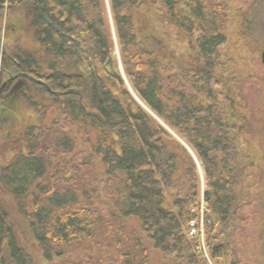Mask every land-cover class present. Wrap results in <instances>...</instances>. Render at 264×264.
I'll use <instances>...</instances> for the list:
<instances>
[{"label": "trees", "instance_id": "1", "mask_svg": "<svg viewBox=\"0 0 264 264\" xmlns=\"http://www.w3.org/2000/svg\"><path fill=\"white\" fill-rule=\"evenodd\" d=\"M155 1L110 0L116 44L135 95L197 156L203 190L194 157L122 81L103 0H0L36 49L18 41L0 70L29 77L20 97L40 116L0 111V264H150L151 249L163 264H241L248 165L214 80L229 4Z\"/></svg>", "mask_w": 264, "mask_h": 264}, {"label": "rangeland", "instance_id": "2", "mask_svg": "<svg viewBox=\"0 0 264 264\" xmlns=\"http://www.w3.org/2000/svg\"><path fill=\"white\" fill-rule=\"evenodd\" d=\"M218 1L220 4L227 1L229 12L227 15L219 16L222 20L220 26L227 40L218 47L217 62L219 67L216 69L214 80L217 81V89L222 96L221 102L233 119L235 133L243 144L244 157L247 160L246 165H248L244 167V162L237 164L239 174L244 173L243 175H245L244 179L249 187L247 196L250 197V200L248 199L246 202L247 209L240 212L248 219L242 223L241 233L233 238L234 247L239 250L238 256L241 264H264V65L261 58L264 51V0ZM103 2H105L115 44L114 65L119 69L120 75L123 70V74L127 78L118 44H116V33L114 32V23H112V12H110L111 2L110 0H103ZM155 3L157 2L152 0V4ZM138 22H143V20H138ZM0 26H4L1 38L3 46L0 49L4 67L10 64L12 52L18 51V41L22 43L23 49L35 53L36 49L33 46L32 38H30L32 37L31 33L26 32L27 25L23 14L7 10L0 19ZM27 37L28 39H26ZM195 41L196 37L190 38L183 50L185 56L191 54L192 63L195 55L193 54V52L195 53ZM27 78L29 77L12 76L4 71L0 72V111L7 107L4 112L1 111L7 113L9 112L7 109L15 110V106L18 105L21 109L16 113L12 111L14 116L18 115L19 119H15L17 123H22L21 115L23 114L31 123L39 121L40 118L38 113L33 112L24 102L22 103L23 100L20 97V88ZM143 107L146 109L147 106ZM3 113L2 115H4ZM149 113L163 125L162 120L152 111ZM199 174L203 190L202 167H199ZM0 198H4L2 190H0ZM201 199L203 203L205 199L203 192ZM200 231H203L202 228ZM149 246L151 245L149 244ZM149 253L151 255L150 264L164 263L158 252L151 249Z\"/></svg>", "mask_w": 264, "mask_h": 264}, {"label": "water", "instance_id": "3", "mask_svg": "<svg viewBox=\"0 0 264 264\" xmlns=\"http://www.w3.org/2000/svg\"><path fill=\"white\" fill-rule=\"evenodd\" d=\"M261 58H262V63H263V65H264V51H263V53H262V57H261ZM106 66H107V71H108V73L111 74V75H113V76H115V72H114L113 68H112L110 65H106ZM121 75H122V76H121L122 81L125 83L126 86L129 87V89H130V91L132 92L133 96H135L136 100H137L140 104L143 105V103H142V101L140 100V98L137 97V96L134 94V92H133L131 86L129 85V82H128L126 76L123 74V70L121 71ZM143 106H144V105H143ZM145 107H146V106H145ZM146 109L148 110L147 107H146ZM148 111L151 112L150 110H148ZM161 123H163V122L161 121ZM163 125L166 126L164 123H163ZM166 127H167V129H168L171 133L174 134V136L177 137V139H178L182 144H184V145L187 147V149L189 150V152L192 154V156H193L194 159L196 160V162H197V164H198V167H200V164H199V162H198L197 156H195V154L193 153V151L191 150V148H190L189 146H187L186 143H185L184 141H182L181 138H180L179 136H177L173 131H171V130L168 128V126H166Z\"/></svg>", "mask_w": 264, "mask_h": 264}, {"label": "built area", "instance_id": "4", "mask_svg": "<svg viewBox=\"0 0 264 264\" xmlns=\"http://www.w3.org/2000/svg\"><path fill=\"white\" fill-rule=\"evenodd\" d=\"M202 220V219H201ZM203 220L201 221V228H202V226H203ZM197 226H198V222L197 221H193L192 223H191V232H190V235H192V236H195V235H197L198 234V230H197Z\"/></svg>", "mask_w": 264, "mask_h": 264}]
</instances>
